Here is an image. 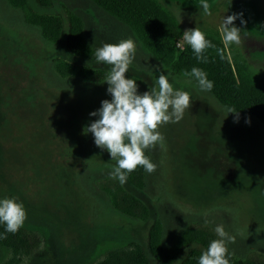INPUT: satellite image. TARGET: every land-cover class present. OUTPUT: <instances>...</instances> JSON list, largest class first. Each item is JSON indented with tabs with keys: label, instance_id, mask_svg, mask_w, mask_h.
I'll return each instance as SVG.
<instances>
[{
	"label": "rangeland",
	"instance_id": "1",
	"mask_svg": "<svg viewBox=\"0 0 264 264\" xmlns=\"http://www.w3.org/2000/svg\"><path fill=\"white\" fill-rule=\"evenodd\" d=\"M159 1L183 31L196 26L220 36L223 16L240 14L233 23L241 29V41L226 47L227 53L237 51L264 79V0H209V15L199 0ZM54 2L58 6L48 12L67 8L85 19L94 48L133 39L135 56L126 77L136 80L138 91L151 89L157 75L168 72L126 25L91 0ZM52 51L37 28L24 23L21 10L0 0V59L8 58L0 61V197L22 201L24 225L41 234L32 255L13 257L0 246V264H90L121 241L145 242L143 223L116 211L98 189V179L109 175L115 161L82 131L95 119L88 113L110 99L107 84L60 79L52 74ZM55 53L66 56L62 48ZM169 79L174 88L190 92L191 104L179 122L159 127L163 142L149 149L156 168L139 194L163 222L162 243L171 245L186 224L207 220L212 227L222 223L234 237L229 246L237 257L251 250L264 253V128L245 114L236 120L235 113L226 115L211 93L195 90L188 78ZM7 85L13 93L33 91L12 100ZM48 104L62 106L60 114Z\"/></svg>",
	"mask_w": 264,
	"mask_h": 264
},
{
	"label": "trees",
	"instance_id": "2",
	"mask_svg": "<svg viewBox=\"0 0 264 264\" xmlns=\"http://www.w3.org/2000/svg\"><path fill=\"white\" fill-rule=\"evenodd\" d=\"M6 1L11 7L21 10L24 23L37 28L43 42L53 50L50 56L52 74L62 80L103 81L108 69L95 67V48L87 40L86 22L80 14H75L67 8L48 12L58 6L54 0ZM91 1L126 25L142 48L171 75L185 77L184 73L190 71L193 66L203 68L208 78L214 81V87L209 93L224 108L231 107L237 113L254 119L264 128V79L254 75L247 61L237 51L229 55L218 33L203 30L206 38L222 50L224 58L221 59L216 48H212L207 49L205 53L209 57L208 62L199 63L190 47L183 41V29L177 18L159 0ZM179 43L180 46H177ZM59 48L65 51L66 56L55 53ZM17 51L18 48L15 52ZM2 61H8L6 54L2 56ZM28 67L29 78H32L34 68L31 64ZM26 91L33 90L24 88L19 93H13L7 85L6 92L15 100L18 94ZM39 95L45 99L42 94ZM47 106L55 111L56 116L60 114L62 106ZM146 154L151 159L150 150H147ZM97 184L116 211L143 223L146 236L144 243L121 241L118 247L107 250L103 257L90 264H197L201 251L215 238L212 226L190 222L171 245L165 246L162 243L163 222L139 195L147 188V172L141 166L129 174L123 186L109 178V175L99 178ZM0 232H3L2 225ZM40 244V232L24 224L16 233H6L5 238L0 239V246L7 248L13 257L32 255ZM228 248L231 254L230 264H264V253L260 251L251 250L242 257H237L229 245Z\"/></svg>",
	"mask_w": 264,
	"mask_h": 264
},
{
	"label": "clouds",
	"instance_id": "3",
	"mask_svg": "<svg viewBox=\"0 0 264 264\" xmlns=\"http://www.w3.org/2000/svg\"><path fill=\"white\" fill-rule=\"evenodd\" d=\"M199 8L204 15L211 14L209 0H199ZM238 16L240 14L223 16L219 24L218 31L225 47L240 44L241 29L233 23ZM182 35L197 62L207 63L209 57L205 53L212 48H216L221 59L224 58L222 50L206 38L201 28L195 26L186 29ZM135 49L136 43L130 37L115 43H103L94 49L95 61L110 66L103 79L110 99H102L99 107L88 113L95 119L82 129L84 134L91 133L94 145L106 150L110 160L115 161L109 178L118 181L121 186L138 166L149 174L155 170L156 165L146 152L163 142L159 127L179 122L191 104L190 92L174 88L169 79L171 73L168 72H160L151 89L138 91L136 80L126 77L133 63ZM184 75L195 90L211 92L214 87V81L208 78L203 68L193 66ZM225 112L226 115L235 113L234 120L238 119L237 111L231 107H226ZM248 122L245 118V123ZM26 217L22 201L15 196L0 197V225L3 226L0 239L5 238L6 233H16ZM208 223L206 220L205 224ZM213 231L215 238L201 251L197 264H230L228 245L234 241V237L222 223H216Z\"/></svg>",
	"mask_w": 264,
	"mask_h": 264
},
{
	"label": "built area",
	"instance_id": "4",
	"mask_svg": "<svg viewBox=\"0 0 264 264\" xmlns=\"http://www.w3.org/2000/svg\"><path fill=\"white\" fill-rule=\"evenodd\" d=\"M178 45V44H177Z\"/></svg>",
	"mask_w": 264,
	"mask_h": 264
}]
</instances>
